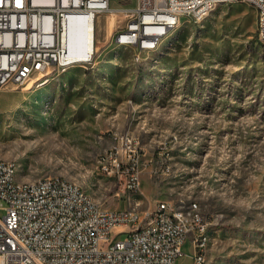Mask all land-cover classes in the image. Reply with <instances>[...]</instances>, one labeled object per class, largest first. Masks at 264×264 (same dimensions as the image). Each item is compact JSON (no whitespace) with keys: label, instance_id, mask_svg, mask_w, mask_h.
<instances>
[{"label":"rangeland","instance_id":"374dc122","mask_svg":"<svg viewBox=\"0 0 264 264\" xmlns=\"http://www.w3.org/2000/svg\"><path fill=\"white\" fill-rule=\"evenodd\" d=\"M109 1L116 11L98 15L90 63L0 91V158L15 163L19 181L62 177L105 209L196 202L214 220L205 264H264V42L255 8L223 2L198 22L181 17L157 49L139 54L114 40L131 17L122 10L138 0ZM126 136L142 149L134 194L98 167ZM194 250L189 240L177 264H193Z\"/></svg>","mask_w":264,"mask_h":264},{"label":"built area","instance_id":"2783aa9c","mask_svg":"<svg viewBox=\"0 0 264 264\" xmlns=\"http://www.w3.org/2000/svg\"><path fill=\"white\" fill-rule=\"evenodd\" d=\"M223 2L253 6L258 38L264 42V0H138L114 40L134 43L139 54L147 53L181 17L198 22ZM110 9L109 0H0V91L51 68L60 72L90 63L93 52L87 59L70 53L73 27L88 19L94 46L98 15ZM114 140H125V147L116 146L100 157L98 167L103 174L124 179L129 194L137 193L140 142L130 141V136ZM0 202V264H177L189 240L195 249L193 264H205L207 227L214 221L196 202L187 205V213H179L170 201L147 211L105 209L52 176L39 179L35 190H26L11 179V164H0ZM115 230L126 237L117 239ZM197 237H204V244H197Z\"/></svg>","mask_w":264,"mask_h":264},{"label":"bare ground","instance_id":"6f19581e","mask_svg":"<svg viewBox=\"0 0 264 264\" xmlns=\"http://www.w3.org/2000/svg\"><path fill=\"white\" fill-rule=\"evenodd\" d=\"M212 9V8H211ZM134 9H124L122 10L125 14L133 12ZM115 9H110L108 12H111L113 15L115 13ZM177 24H173L170 28V30L175 27ZM91 23H89L88 19H84L83 22H81L80 26H74L73 27V33L71 37V45H70V53L72 56L78 57L79 59H85L84 55H86L87 51L86 49L89 46V52L91 51ZM170 30L165 31L161 37L159 38V43L154 44L152 50L157 49V47L160 45L161 41L167 36V34L170 32ZM116 45L119 46H126V47H135L134 43H125V45H120V41H115ZM83 45L82 47H80ZM130 141H136L133 137H130ZM141 157V156H140ZM0 164H11V179L15 181V183L21 184L23 187L26 188V190H35L36 187L39 186V179L33 180V181H19L17 179V167L15 163L1 159L0 158ZM54 177V182L61 183L69 186V188H74L76 190H81L82 197L84 199H88L89 204H96V202L93 200V198L86 193L79 185L72 183L68 181L65 178L62 177ZM179 213H187V206L180 205L178 206ZM207 232H206V245H204V251H203V259L206 260V249H207ZM197 244H204V237H197Z\"/></svg>","mask_w":264,"mask_h":264},{"label":"crops","instance_id":"0c3cea01","mask_svg":"<svg viewBox=\"0 0 264 264\" xmlns=\"http://www.w3.org/2000/svg\"><path fill=\"white\" fill-rule=\"evenodd\" d=\"M97 41H98V43L100 42V39H99V37L97 38ZM189 242V241H188ZM187 242V243H188ZM187 243H186V245H187ZM186 245H185V247H186ZM185 247H184V252H185Z\"/></svg>","mask_w":264,"mask_h":264}]
</instances>
